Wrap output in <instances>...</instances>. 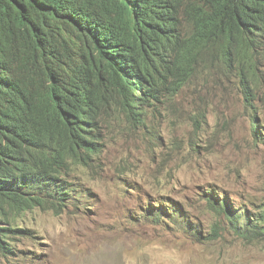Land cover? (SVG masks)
<instances>
[{"label":"trees","instance_id":"1","mask_svg":"<svg viewBox=\"0 0 264 264\" xmlns=\"http://www.w3.org/2000/svg\"><path fill=\"white\" fill-rule=\"evenodd\" d=\"M201 1L148 0L139 12L125 0H0V264H16L11 241L21 215L51 205L61 213L65 206L52 200H82L79 174L104 152L101 120L111 99L139 124L163 97L221 76L258 119L264 0H215L213 12ZM183 22L194 30L187 41L175 32ZM216 195L208 193L206 210L226 217L237 237L264 235V203L236 211ZM154 208L146 213L159 222L170 217L200 240L198 229L184 228L194 220L177 203ZM212 231L208 241L225 228Z\"/></svg>","mask_w":264,"mask_h":264},{"label":"rangeland","instance_id":"2","mask_svg":"<svg viewBox=\"0 0 264 264\" xmlns=\"http://www.w3.org/2000/svg\"><path fill=\"white\" fill-rule=\"evenodd\" d=\"M111 108L102 160L79 175L96 198L67 204L60 214L48 208L20 217L13 234L18 264H264V235L239 238L226 217L206 210L208 192L236 209L261 208L264 110L254 132L242 97L205 78L139 126L118 115L113 99ZM164 200L193 218L184 228L199 229L202 239L170 217L159 222L146 213ZM218 225L225 231L208 241Z\"/></svg>","mask_w":264,"mask_h":264},{"label":"clouds","instance_id":"3","mask_svg":"<svg viewBox=\"0 0 264 264\" xmlns=\"http://www.w3.org/2000/svg\"><path fill=\"white\" fill-rule=\"evenodd\" d=\"M125 1H126V3L128 4V6H130V5H132V4H135V5L137 6L139 3H144V2H147L148 0H125ZM175 1L178 2V1H180V0H175ZM247 4H248V5H252V4H253V0H249ZM201 7H203V9H205L206 11L213 12V11L217 8V2H216L215 0H203V1H201ZM193 31H194V30H193V28H192L190 25H188L186 22H183V23L177 28V30H176L175 32H176V36L179 37L182 41H187V40L192 36ZM215 77H216V79L218 80V83H217L216 85L223 87L225 90H227V91H229V92H231V93H236V94L240 95V96L242 97V99H243V102H244V98H243L242 94H240L239 91H238L234 86H231V85H230L228 82H226L225 80L221 83V82H220V80H221V78H222L221 76H215ZM183 90H184V89H183ZM183 90H182V91H183ZM182 91H181L180 93H178L176 96H178L179 94H181ZM176 96H170V95H167V96L163 97V98L160 100V102L158 103L157 108H156L155 110H152V111L149 113V116H148L147 120H149V117H150L152 114H154L155 111L159 110V107H160V104H161V103H163V102L166 101V100L171 99V97H176ZM114 102H115V101H114ZM115 105H116V111H117L118 115H119L120 117L125 118V119H126L129 123H131L132 125L139 126L140 124H145V123H146L147 120H144L143 123H139V124H135V123L130 122L125 116H123V115H121V114L119 113V104L117 103V101L115 102ZM244 108H245V110H246L245 104H244ZM111 110H112V108H111V105H110V107L108 108V111H106L105 114H104L103 117H102L103 120H101V122H102V124H103V130H102V132H103V139L100 141V143H102V144L105 145L104 152H103V154H102V156H101L100 159H97V161H95L94 163H92L91 167H92V166H97V165L99 166V164H100V162H101V160H102V157H103V155H104V153H105V151H106V134H105L106 126H105V120H107V117H109V115H110V111H111ZM246 112H247V113H250V112L247 111V110H246ZM250 114H252V113H250ZM259 114H260V113H259ZM259 114H258V115H259ZM257 118H258V116H257ZM254 122L259 123V122H258V119H256V121L253 119V114H252L251 119H250V123H251V128H252V129H253L252 124H253ZM259 124H260V123H259ZM259 127H260V126H259ZM253 130H254V132H257V131L259 130V128H258L257 130H255V129H253ZM259 134H260V136L262 135L261 132H260ZM257 138L259 139V137H257ZM263 141H264V139H262V138L259 139V142H263ZM83 169H85V168H82L81 170H83ZM81 170H80V171H81ZM79 175H80V174H79ZM79 177H80V176H79ZM79 182H80L81 184H83V188H84V192H85V194H82V195H81V197H83L81 201H79V202L73 201V200L71 199V197L69 196V197L64 198V200H60V201H58V200H52L53 204L61 203V204H63L65 207H67V204H70V205H72V206H74V207H77V204L80 203V202H83L85 199L88 198V196H90L91 198H96V195H91V194H88V193L86 192L85 184L81 181V179H79ZM208 193H210V192H208ZM219 195H221V196H219V198H220V197H223L222 194L219 193ZM223 199H224V197H223ZM227 201H228V200H227ZM228 203H229V202H228ZM263 203H264V202H263ZM263 203H262V204H263ZM229 204H231V203H229ZM87 205H88V206H86V207H89V208H87L88 210H90V206H92V205L94 206V204H87ZM232 206H233V205H232ZM261 206H262V205H261ZM233 207H234V206H233ZM49 208L53 209L57 214H60V213H58L57 209H54V208H53V205H51ZM36 209L46 210V209H48V208H45V209L36 208ZM36 209H33V210H30V211H27L26 213H24L23 215H21V217L24 216L25 214H27L28 212L34 211V210H36ZM234 209H235L236 211H240V209H243V208L236 209V208L234 207ZM243 210H244V209H243ZM19 218H20V217H19ZM19 218H18V219H19ZM18 219H17V222H18ZM227 220H228V219H227ZM17 227H18V225H17ZM18 229H19V227H18ZM196 229H197V228H196ZM196 229H195V230H196ZM198 230H199V229H198ZM14 234H15V233H14ZM12 237H13V235H12ZM13 241H14V239L11 241L12 246H13ZM16 255H17V252H16ZM15 262H16V264H18V260H17L16 258H15Z\"/></svg>","mask_w":264,"mask_h":264},{"label":"bare ground","instance_id":"4","mask_svg":"<svg viewBox=\"0 0 264 264\" xmlns=\"http://www.w3.org/2000/svg\"><path fill=\"white\" fill-rule=\"evenodd\" d=\"M129 8H130V9H134V10L139 11V12H142V11H140V7H139V6H136L135 4L130 5ZM146 17H150V13H144V14H143V19H145ZM120 70H121V69H120ZM122 72H123V71H122ZM123 76H125V74H124ZM257 132H260V130H258ZM263 136H264V134L262 135V137L259 136V139H260V138L264 139Z\"/></svg>","mask_w":264,"mask_h":264}]
</instances>
